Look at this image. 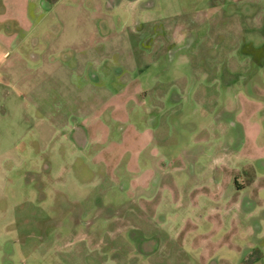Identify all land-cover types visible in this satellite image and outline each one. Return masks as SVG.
Listing matches in <instances>:
<instances>
[{
  "label": "rangeland",
  "instance_id": "1",
  "mask_svg": "<svg viewBox=\"0 0 264 264\" xmlns=\"http://www.w3.org/2000/svg\"><path fill=\"white\" fill-rule=\"evenodd\" d=\"M262 4L60 0L53 46L1 40L0 264H264Z\"/></svg>",
  "mask_w": 264,
  "mask_h": 264
},
{
  "label": "crops",
  "instance_id": "2",
  "mask_svg": "<svg viewBox=\"0 0 264 264\" xmlns=\"http://www.w3.org/2000/svg\"><path fill=\"white\" fill-rule=\"evenodd\" d=\"M13 1V0H12ZM46 3V5L49 6L47 7V13L46 16H42L38 10H37V6L39 5L38 9H42L41 4L42 3ZM60 0H24L25 3V10L27 11V4L28 3H32V9H31V13H32V21H29V28L28 34H23V30L21 28H18L17 30L19 31L17 34L14 32L13 28V24L16 23L18 26L20 25V22L17 23L11 19H7L4 21V19H2L1 17V9L3 12L6 13V7L7 4V0H3L1 3V7H0V46L3 45V42L1 40H7L9 41V45H15L19 48H21L22 45H24V43L26 42L27 39H29L31 45L34 47L35 51H37V47L39 46H53L54 40L51 38L50 36V32L48 31V29H46L47 27V22H48V18L50 17L51 14H55V9L52 10V7H55L57 3H59ZM37 4V5H36ZM51 4V5H50ZM36 5V6H35ZM36 7V8H35ZM36 9V10H35ZM93 9L94 11L96 10L95 8H90ZM26 11L24 12V14L26 15ZM51 11V13H50ZM259 14L264 16V4L260 5L259 7ZM77 15H81L80 12H76L74 10H69L65 13V16H69L68 18H72V17H78ZM4 16V14H3ZM14 20L19 21L20 17L17 18H13ZM27 22V20L25 21ZM7 26H10V28H6ZM106 40L111 39V37H106L104 38ZM47 49V48H46ZM47 51H49V54H47L48 56H53L54 52L50 51L49 49H47ZM46 51V53H47ZM38 55L39 53L37 52V54L34 56V58L38 59ZM47 60V59H45ZM44 59H41V61H45Z\"/></svg>",
  "mask_w": 264,
  "mask_h": 264
}]
</instances>
